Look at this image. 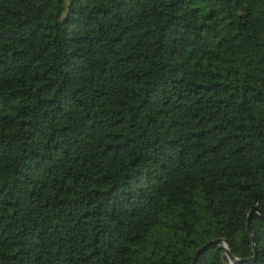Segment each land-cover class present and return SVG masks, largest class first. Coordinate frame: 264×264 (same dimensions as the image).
I'll return each instance as SVG.
<instances>
[{
	"label": "trees",
	"instance_id": "1",
	"mask_svg": "<svg viewBox=\"0 0 264 264\" xmlns=\"http://www.w3.org/2000/svg\"><path fill=\"white\" fill-rule=\"evenodd\" d=\"M251 208L264 0H0V264H264Z\"/></svg>",
	"mask_w": 264,
	"mask_h": 264
},
{
	"label": "water",
	"instance_id": "2",
	"mask_svg": "<svg viewBox=\"0 0 264 264\" xmlns=\"http://www.w3.org/2000/svg\"><path fill=\"white\" fill-rule=\"evenodd\" d=\"M250 214H256L257 216L261 217V218H264V216L256 209V208H251L247 215L249 216ZM245 227H246V232L249 234V238H250V242H252V234H250L249 230H248V227H247V222L245 224ZM216 245L218 248L222 249L224 251V255L226 256V259L228 261L229 264H234V263H238V261L236 260V258H234L231 254V251H230V247L228 246L227 242L224 241V240H214V241H211V242H208L206 244H204L203 246H201L197 251L196 253L194 254L193 258H192V261H191V264H194L195 263V260L196 258L198 257V255L204 251L208 246L210 245ZM251 248H252V251L254 252V247L253 245H251ZM254 260V257H252L251 259L249 260H246V261H239V262H248V261H253Z\"/></svg>",
	"mask_w": 264,
	"mask_h": 264
}]
</instances>
